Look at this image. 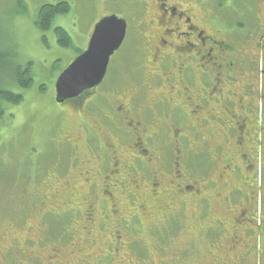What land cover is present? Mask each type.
Masks as SVG:
<instances>
[{
	"label": "flooded vegetation",
	"instance_id": "flooded-vegetation-1",
	"mask_svg": "<svg viewBox=\"0 0 264 264\" xmlns=\"http://www.w3.org/2000/svg\"><path fill=\"white\" fill-rule=\"evenodd\" d=\"M170 1L143 0L141 7V11H152L145 24L151 32L147 63L149 85L156 86L157 92L152 93L149 104L141 95L146 82L129 97L118 85L119 71L111 60L121 47L110 57L98 87L57 104L66 111V119L74 114L83 138L77 141L66 132L67 127L63 131V125L58 147L70 160L64 173L59 169L55 173L63 176L75 168L86 188L85 202L72 193L66 208L59 212L74 211L76 219L87 222L121 219L120 191L130 206L137 204L130 219L134 215L139 219L138 212L144 215L145 200H138L136 191L143 186L148 190L145 198L163 204L171 216L188 207L187 203L195 207L196 219H202L199 231L223 239V245H228L226 252L248 251L250 248H239L240 242L264 230L255 222L259 214L264 217V204L258 202L264 196V139L258 144L256 128L261 121L264 138V113L257 120L254 109L264 105V71L256 84L255 78L244 72L252 70L253 58L236 60L237 46L212 33L222 28L231 38L244 23L224 27L219 15L203 16L198 7L201 0L188 1L190 6L185 2L183 6L181 0ZM259 2L249 31L258 26L256 45L263 52L264 0ZM260 60L264 64V57ZM235 66L243 71H230ZM167 121L173 124L172 129L166 128ZM189 154L196 156L199 164L200 158L204 160L196 177L190 173ZM118 250L108 249L105 254L110 251L112 258Z\"/></svg>",
	"mask_w": 264,
	"mask_h": 264
},
{
	"label": "rangeland",
	"instance_id": "rangeland-1",
	"mask_svg": "<svg viewBox=\"0 0 264 264\" xmlns=\"http://www.w3.org/2000/svg\"><path fill=\"white\" fill-rule=\"evenodd\" d=\"M188 1L193 0L180 3L190 6ZM201 1L198 7L203 16L219 15L222 26L245 24L231 38L223 34L222 28L212 33L237 46L236 60L239 57L240 62H247L249 57L253 58L250 67L254 69L244 72L248 78L254 77L256 84L260 82L264 71L260 57H264V51L256 45L258 26L249 31L259 0ZM61 2L69 5V12L55 17L48 30L38 28L40 7ZM176 2L179 0L170 1ZM141 7L143 0H0V90L6 88L23 97L19 105L0 103L5 110L0 119V264H264V230L261 235H250L240 242L239 248H250L248 251L226 252L228 245H223V239L212 237L206 230L199 231L202 219H196L195 207L187 203L188 207L171 216L163 204L145 198L148 190L143 186L136 191L137 199L145 200L144 215L138 212L141 219L137 215L130 219L137 204L130 206L120 191L117 197L121 219L87 222L76 219L74 211L59 212V208H66L72 193L85 202L82 197L86 188L75 168L68 169L63 176L55 173L56 169L64 173L68 165L69 158L58 147L63 125V131L67 127L66 132L77 141L83 138L74 114L66 119V113L62 115L55 103V82L86 49L94 25L105 17L116 16L127 23L121 49L111 60L119 71L116 80L128 97L139 86L142 90L146 82L141 95L149 104L152 93L157 92L156 86L149 85L151 73L147 63L151 57L147 37L151 32L145 24L152 11H141ZM206 11L214 15H207ZM56 27L69 35V47L58 43ZM21 66L23 73L29 71L25 76L31 80L27 89H22L14 79V72ZM230 71L243 70L235 66ZM109 80L110 74L106 81ZM256 107L258 120L264 105ZM173 120L178 123L176 117ZM172 125L168 122L166 128L172 129ZM98 128L106 130L101 124ZM256 128L260 144L264 139L261 121ZM166 152L171 155L170 149L166 148ZM188 157L190 173L196 177L204 160L200 158L199 164L193 154ZM258 202L264 204V196ZM255 222L264 229V217L259 214ZM115 248L119 250L112 258L110 251L105 254Z\"/></svg>",
	"mask_w": 264,
	"mask_h": 264
},
{
	"label": "water",
	"instance_id": "water-1",
	"mask_svg": "<svg viewBox=\"0 0 264 264\" xmlns=\"http://www.w3.org/2000/svg\"><path fill=\"white\" fill-rule=\"evenodd\" d=\"M126 29V22L116 16L105 17L94 26L86 50L59 75L55 82L57 104L77 98L83 92L101 84L110 57L124 41Z\"/></svg>",
	"mask_w": 264,
	"mask_h": 264
},
{
	"label": "trees",
	"instance_id": "trees-1",
	"mask_svg": "<svg viewBox=\"0 0 264 264\" xmlns=\"http://www.w3.org/2000/svg\"><path fill=\"white\" fill-rule=\"evenodd\" d=\"M69 10H70V7L67 3L61 2V3L55 4V5L45 4L42 7H40V9L38 10L36 24H37L38 28H40L43 31H46L50 28L51 23L55 19V17L67 14L69 12ZM54 31H55L56 35L58 36V39H59L58 43L62 47H69V45L71 44V39H70L69 35L67 34V32L60 27H56L54 29ZM28 65H27V68L25 70L29 69ZM21 69L24 70L23 67L21 66L20 68H18V70H16L14 72L15 73V74H13L14 79H15V81H17L16 83L22 89H27L30 87L31 80L30 79L26 80L25 76L27 77L29 75V71H26V72L24 71V73H23L21 71ZM15 96H17V97H15ZM22 99H23V97L20 94H14L10 91L0 90V103L19 105L22 102ZM66 102H68V101H66ZM58 105H60V104H58ZM4 113H5V110L0 104V119L2 118ZM62 115H64V111L62 112ZM9 186H10V183H9Z\"/></svg>",
	"mask_w": 264,
	"mask_h": 264
}]
</instances>
